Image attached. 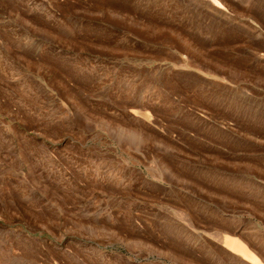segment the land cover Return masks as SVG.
<instances>
[{"label": "rangeland", "instance_id": "374dc122", "mask_svg": "<svg viewBox=\"0 0 264 264\" xmlns=\"http://www.w3.org/2000/svg\"><path fill=\"white\" fill-rule=\"evenodd\" d=\"M220 235L264 264V0H0V264H241Z\"/></svg>", "mask_w": 264, "mask_h": 264}, {"label": "bare ground", "instance_id": "6f19581e", "mask_svg": "<svg viewBox=\"0 0 264 264\" xmlns=\"http://www.w3.org/2000/svg\"><path fill=\"white\" fill-rule=\"evenodd\" d=\"M219 237L222 242V252L225 256L233 257L241 264H262L260 259L249 249L252 248L249 243L228 235H220Z\"/></svg>", "mask_w": 264, "mask_h": 264}]
</instances>
